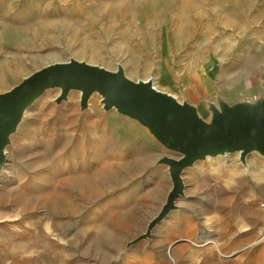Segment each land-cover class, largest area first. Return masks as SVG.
<instances>
[{"label": "rangeland", "instance_id": "1", "mask_svg": "<svg viewBox=\"0 0 264 264\" xmlns=\"http://www.w3.org/2000/svg\"><path fill=\"white\" fill-rule=\"evenodd\" d=\"M71 58L121 65L210 120L220 99L264 100V0H0V93ZM60 94L48 89L12 135L0 172L3 223L43 237L63 263L73 252L93 264H264V156L251 152L249 167L231 153L186 168L179 207L126 249L166 202L172 181L159 159L173 153L106 110L99 93L85 109L81 91ZM95 219L105 225L88 227Z\"/></svg>", "mask_w": 264, "mask_h": 264}, {"label": "water", "instance_id": "2", "mask_svg": "<svg viewBox=\"0 0 264 264\" xmlns=\"http://www.w3.org/2000/svg\"><path fill=\"white\" fill-rule=\"evenodd\" d=\"M51 88L61 89L58 101L67 100L71 90L81 91L83 109L89 106L91 95L99 93L106 110L115 108L138 121L173 153L159 159L160 164L168 166L172 181L166 202L149 222L146 233L130 241L126 249L147 238L157 223L179 207L177 199L186 195V168L200 160L231 153H239L245 165L253 151L264 156V100L231 107L220 99L218 104H210L213 115L206 120L196 106L159 90L152 79L134 81L126 77L121 65L117 71H111L71 58L50 63L0 93V172L7 165V147L24 121L26 110Z\"/></svg>", "mask_w": 264, "mask_h": 264}, {"label": "crops", "instance_id": "3", "mask_svg": "<svg viewBox=\"0 0 264 264\" xmlns=\"http://www.w3.org/2000/svg\"><path fill=\"white\" fill-rule=\"evenodd\" d=\"M88 227H99L105 225L102 219L86 220ZM4 219H0V264H93L81 261L73 252L66 253L65 263L59 261V254L52 253L47 248L49 243L43 237L35 232L18 229L15 223H3ZM114 247V246H113ZM88 254L92 259L98 260L100 254L93 252V248L88 247ZM107 251H110L109 248ZM98 253V254H94ZM107 254V253H105ZM103 255V254H101ZM191 253L187 249V257ZM61 259V257H60ZM67 259L73 260L68 263ZM56 260V262H54ZM97 264H109L104 262H95ZM122 264H127L122 263Z\"/></svg>", "mask_w": 264, "mask_h": 264}, {"label": "clouds", "instance_id": "4", "mask_svg": "<svg viewBox=\"0 0 264 264\" xmlns=\"http://www.w3.org/2000/svg\"><path fill=\"white\" fill-rule=\"evenodd\" d=\"M236 184V181L234 179L232 180H225L224 182V188L227 190H231Z\"/></svg>", "mask_w": 264, "mask_h": 264}, {"label": "bare ground", "instance_id": "5", "mask_svg": "<svg viewBox=\"0 0 264 264\" xmlns=\"http://www.w3.org/2000/svg\"><path fill=\"white\" fill-rule=\"evenodd\" d=\"M4 2V1H3ZM194 3V2H193ZM195 4V3H194ZM181 5V4H180ZM184 5V4H183ZM183 5H182V7H183ZM33 6V5H32ZM38 7V6H37ZM7 8V7H6ZM35 9V8H34ZM180 10V9H179ZM175 11H178V9H176ZM5 14H6V12H5ZM4 17V16H3ZM6 19V18H5ZM10 19V18H9ZM12 19V18H11ZM4 21V20H3ZM12 22V21H11ZM18 65V64H17ZM227 155V154H226ZM226 155H219L218 157H224V156H226ZM248 163V165L246 164V167H249L250 166V164H249V162H247ZM252 165V164H251ZM255 176H256V180L257 181H259L261 178V176H260V174H255ZM92 186H94V185H92ZM92 189H93V187H92ZM95 189V188H94ZM54 191V190H53ZM26 201V200H25Z\"/></svg>", "mask_w": 264, "mask_h": 264}]
</instances>
